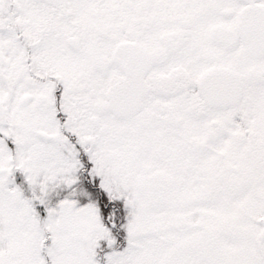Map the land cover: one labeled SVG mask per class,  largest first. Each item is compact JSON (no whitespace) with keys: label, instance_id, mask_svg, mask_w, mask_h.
<instances>
[{"label":"snow or ice","instance_id":"snow-or-ice-1","mask_svg":"<svg viewBox=\"0 0 264 264\" xmlns=\"http://www.w3.org/2000/svg\"><path fill=\"white\" fill-rule=\"evenodd\" d=\"M0 264H264V0H0Z\"/></svg>","mask_w":264,"mask_h":264}]
</instances>
